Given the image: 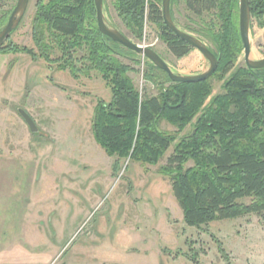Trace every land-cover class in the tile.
<instances>
[{
  "label": "rangeland",
  "instance_id": "1",
  "mask_svg": "<svg viewBox=\"0 0 264 264\" xmlns=\"http://www.w3.org/2000/svg\"><path fill=\"white\" fill-rule=\"evenodd\" d=\"M16 1L2 3L0 18L6 20L1 30ZM40 1L47 2L29 0L3 46L20 51L0 52V156L28 161L36 170L21 238L0 256V264H264V215L200 229L185 225L168 177L160 172L172 147L157 165L125 159L113 170L115 158L104 154L90 132L93 108L97 102L107 104L110 91L96 71L77 79L58 71L61 53L47 38L49 62L40 57L32 36ZM103 14L131 42L155 51L174 73L192 76L207 70L208 62L196 50L181 59L170 56L149 20L142 39L135 41L116 17L112 0H103ZM171 16L180 30L211 50L184 0H172ZM249 40L250 59H264V18L250 19ZM138 58L117 57L130 68L127 74L140 95L155 96L167 84L160 73H154L159 84L146 82L147 66ZM243 66L242 53L235 68ZM211 82L213 94L220 93L221 83ZM19 110L31 117L37 133L29 131ZM158 128L175 131L163 121Z\"/></svg>",
  "mask_w": 264,
  "mask_h": 264
},
{
  "label": "trees",
  "instance_id": "2",
  "mask_svg": "<svg viewBox=\"0 0 264 264\" xmlns=\"http://www.w3.org/2000/svg\"><path fill=\"white\" fill-rule=\"evenodd\" d=\"M3 2L0 0V7ZM184 5L199 21L200 35L212 44L217 68L202 82L174 84L144 59V80L159 84L155 81L161 78L154 73H160L167 84L155 96L142 97L127 74L130 68L117 59L122 55L135 61L139 56L99 33L93 0L38 2L33 42L40 57L49 62L44 49L46 38L51 41L61 53L58 71H67L73 79L96 71L104 81L111 99L94 106L90 132L104 154L115 158L113 170L125 159L157 165L172 147L160 172L168 177L187 227L200 229L215 222L262 218L264 69L235 68L243 53L238 0H184ZM112 8L135 41L142 39L144 22L149 20L174 59L192 50L163 25L161 0H112ZM249 9L250 18H264V0H249ZM207 16L211 19L205 22ZM5 20L0 18V31ZM4 51L20 50L6 46L0 49ZM212 80L221 83V92L215 95ZM161 121L175 131H160Z\"/></svg>",
  "mask_w": 264,
  "mask_h": 264
},
{
  "label": "water",
  "instance_id": "3",
  "mask_svg": "<svg viewBox=\"0 0 264 264\" xmlns=\"http://www.w3.org/2000/svg\"><path fill=\"white\" fill-rule=\"evenodd\" d=\"M29 0H17L11 11L6 25L0 31V49L8 41L11 34L20 24ZM95 8V19L97 29L100 34L107 37L109 40L117 43L124 49L133 52L134 54L144 58L155 68L165 73L171 83L174 84H194L202 82L210 78L217 68V59L215 55L205 46V44L198 38L189 33L180 30L172 20L171 17V0H161V18L163 25L179 40L186 43L192 50H196L207 62L208 68L205 72L198 75H178L174 73L170 67L159 57V55L151 48L142 47L134 44L127 39L118 30L112 27L105 19L103 14V0H93ZM250 9L249 0H238V31L243 48V60L245 67L249 70L264 69V59L254 61L250 59ZM18 114L27 125L31 133H37L38 129L35 126L31 117L23 110H19Z\"/></svg>",
  "mask_w": 264,
  "mask_h": 264
},
{
  "label": "crops",
  "instance_id": "4",
  "mask_svg": "<svg viewBox=\"0 0 264 264\" xmlns=\"http://www.w3.org/2000/svg\"><path fill=\"white\" fill-rule=\"evenodd\" d=\"M26 162L0 156V256L20 240L28 219L31 184L36 170Z\"/></svg>",
  "mask_w": 264,
  "mask_h": 264
},
{
  "label": "built area",
  "instance_id": "5",
  "mask_svg": "<svg viewBox=\"0 0 264 264\" xmlns=\"http://www.w3.org/2000/svg\"><path fill=\"white\" fill-rule=\"evenodd\" d=\"M142 47H146V46H142Z\"/></svg>",
  "mask_w": 264,
  "mask_h": 264
},
{
  "label": "bare ground",
  "instance_id": "6",
  "mask_svg": "<svg viewBox=\"0 0 264 264\" xmlns=\"http://www.w3.org/2000/svg\"><path fill=\"white\" fill-rule=\"evenodd\" d=\"M251 56V55H250ZM251 58V57H250Z\"/></svg>",
  "mask_w": 264,
  "mask_h": 264
}]
</instances>
